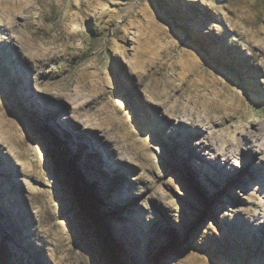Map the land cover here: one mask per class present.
Wrapping results in <instances>:
<instances>
[{"label":"rangeland","instance_id":"1","mask_svg":"<svg viewBox=\"0 0 264 264\" xmlns=\"http://www.w3.org/2000/svg\"><path fill=\"white\" fill-rule=\"evenodd\" d=\"M213 90L222 127L180 117ZM0 108L44 164L0 142V264H264V0H0Z\"/></svg>","mask_w":264,"mask_h":264},{"label":"bare ground","instance_id":"2","mask_svg":"<svg viewBox=\"0 0 264 264\" xmlns=\"http://www.w3.org/2000/svg\"><path fill=\"white\" fill-rule=\"evenodd\" d=\"M200 84V82H196V90H199L198 86H200ZM198 92L194 98L190 97V99H188L187 102L183 104L180 117L183 120H189V122L193 124H204L208 127V129L222 127L223 123L219 122L215 117L218 116L217 111L219 107L224 105L220 99L214 96L219 95L218 91H211L209 93L212 94L211 96L199 94ZM65 96L72 97L73 95L66 94ZM80 105L83 104L80 103ZM77 107L80 108V106ZM240 110L241 107H238L236 111L239 112ZM101 120V126L107 124L110 125L116 132L132 134L124 118L110 115V117H104L101 118ZM258 127L261 128L262 125L258 123L247 129L249 134L246 136V138L249 140L250 144H245L246 150H244V146L241 143L240 147L242 148L243 152H249L258 148V154H264V129L259 135L255 137H253L251 134L254 129L258 130ZM0 142L7 145V153L17 158V160L22 164V167L27 175L37 172V167L44 166L39 154L41 151H39L40 149L39 143L37 141V135L33 133L32 129L22 120L12 115H6V113H4L1 108ZM226 142L227 141L224 139V143ZM29 146H31L30 148H32V150L29 149ZM225 149H228V147H225ZM261 217L264 219V212L261 214ZM62 243L63 242L61 238V241L56 244L59 246L58 248L62 254H66L67 256L69 255V249L66 246L61 245Z\"/></svg>","mask_w":264,"mask_h":264},{"label":"trees","instance_id":"3","mask_svg":"<svg viewBox=\"0 0 264 264\" xmlns=\"http://www.w3.org/2000/svg\"><path fill=\"white\" fill-rule=\"evenodd\" d=\"M62 157L64 159H66V150H63L62 152ZM67 165L70 167V172L71 174L74 176L75 178V184H74V188L75 190L80 193V194H83L86 199L91 202V205L92 206H95L96 202H97V194L95 192V189H94V184L93 183H87L83 188L79 185V178H80V174H79V171L77 169V166H76V161L75 160H70V162L67 163ZM95 203V204H94ZM96 224L98 225L99 228H102L103 227V222H102V219L99 218V219H96ZM175 242V241H174ZM180 244L178 243H174V246L173 248H180ZM117 263L118 264H122L118 259H116Z\"/></svg>","mask_w":264,"mask_h":264},{"label":"water","instance_id":"4","mask_svg":"<svg viewBox=\"0 0 264 264\" xmlns=\"http://www.w3.org/2000/svg\"><path fill=\"white\" fill-rule=\"evenodd\" d=\"M76 193H77V196H78V198H79V200L81 202V206L82 207L88 208V209H92L93 208L92 205L89 203V201L87 199L83 198V196L80 193H78L77 191H76ZM95 223H96V218H95ZM112 254H113L112 256L114 257V253H112Z\"/></svg>","mask_w":264,"mask_h":264}]
</instances>
